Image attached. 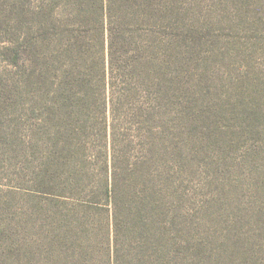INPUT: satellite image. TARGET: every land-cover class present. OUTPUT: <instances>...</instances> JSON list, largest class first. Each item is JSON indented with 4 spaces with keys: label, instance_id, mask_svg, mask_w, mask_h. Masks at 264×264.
<instances>
[{
    "label": "rangeland",
    "instance_id": "obj_1",
    "mask_svg": "<svg viewBox=\"0 0 264 264\" xmlns=\"http://www.w3.org/2000/svg\"><path fill=\"white\" fill-rule=\"evenodd\" d=\"M48 4L0 0V264H264V0H158L160 21L117 46L106 108L94 86L58 102L72 19L41 24ZM81 158L76 191L60 166ZM105 162L118 218L83 259L73 236Z\"/></svg>",
    "mask_w": 264,
    "mask_h": 264
},
{
    "label": "trees",
    "instance_id": "obj_2",
    "mask_svg": "<svg viewBox=\"0 0 264 264\" xmlns=\"http://www.w3.org/2000/svg\"><path fill=\"white\" fill-rule=\"evenodd\" d=\"M46 1L52 4L54 0ZM58 1L56 10L49 4L46 14L43 12V6L40 9L43 22L41 24L63 26V17H66L65 9L70 8L69 17L72 19L70 21L72 24L71 27L65 26L69 30H60L59 40L61 42L55 51L61 60L59 61L60 65L52 71V73L54 72L52 86L56 87L58 102L69 101V92L74 87L81 88L80 91L86 88L88 91L91 86H94L96 87L95 92H98L99 106L106 108L109 99L110 103L114 102L113 96L116 94V92L113 93V84L107 80L108 75H112V72L117 69L116 61L119 59L116 56L119 55L122 58L123 54L126 53L125 50L123 52L122 49L119 50L117 46L120 42L126 44L128 40L135 47L138 38L137 33L142 29L139 19L150 22L155 20L157 23L160 21L158 0H155V4L150 3V0ZM61 5L62 8H60ZM139 6L149 10L140 13L137 10ZM68 34L69 39L66 37ZM106 42L109 55L108 71L105 65ZM120 45L122 44L120 43ZM128 51L135 55L137 49L133 48ZM129 67L135 69V65L130 64ZM108 89H110L109 99L106 94ZM92 97H94V92L90 95V99ZM77 99L84 104L89 100V97L86 93L83 98L79 96ZM79 103L81 104V102ZM73 161H79V158L73 159ZM80 163L78 166H72V164H65L64 161L60 166L62 175H72L69 183L77 189L76 191L82 182L92 175L85 158H81ZM108 171L109 168L105 162L100 167L98 174L93 176L92 188L88 190L89 200L85 203V209L89 211L90 217L86 216L87 218H85L87 223L85 230L82 232L77 230L73 236L76 251L83 259L96 246H99V242H95V239L102 240L103 238L106 240L107 246L111 244L109 234L118 217L116 213L115 179L113 180V174H109ZM77 220L80 219L77 218ZM78 221L77 227L82 229V225ZM82 262L77 259L74 264H82Z\"/></svg>",
    "mask_w": 264,
    "mask_h": 264
}]
</instances>
